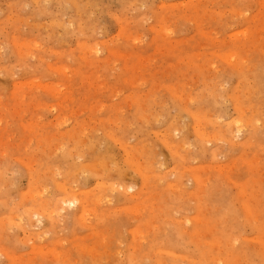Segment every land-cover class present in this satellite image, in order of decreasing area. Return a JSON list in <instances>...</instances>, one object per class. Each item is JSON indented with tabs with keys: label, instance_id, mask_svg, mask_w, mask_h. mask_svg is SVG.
Wrapping results in <instances>:
<instances>
[{
	"label": "rangeland",
	"instance_id": "obj_1",
	"mask_svg": "<svg viewBox=\"0 0 264 264\" xmlns=\"http://www.w3.org/2000/svg\"><path fill=\"white\" fill-rule=\"evenodd\" d=\"M0 264H264V0H0Z\"/></svg>",
	"mask_w": 264,
	"mask_h": 264
},
{
	"label": "bare ground",
	"instance_id": "obj_2",
	"mask_svg": "<svg viewBox=\"0 0 264 264\" xmlns=\"http://www.w3.org/2000/svg\"><path fill=\"white\" fill-rule=\"evenodd\" d=\"M229 54V53H228ZM232 54V53H231ZM233 55V54H232ZM234 59V58H233ZM230 60V59H229ZM228 61V60H227ZM243 62V61H242ZM236 63V62H235ZM237 131V130H236ZM240 131V130H239ZM216 136V135H215ZM206 138V137H205ZM212 138V137H211ZM221 138V137H220ZM216 141V140H215ZM73 199V198H72ZM70 202V201H69ZM71 204L74 203V202H70ZM75 204V203H74ZM64 206V205H63ZM84 217V216H83Z\"/></svg>",
	"mask_w": 264,
	"mask_h": 264
}]
</instances>
